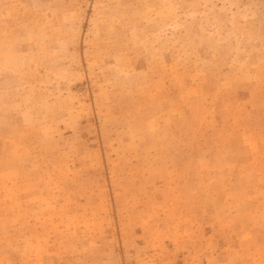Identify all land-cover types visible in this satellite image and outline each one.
<instances>
[{
	"label": "rangeland",
	"instance_id": "374dc122",
	"mask_svg": "<svg viewBox=\"0 0 264 264\" xmlns=\"http://www.w3.org/2000/svg\"><path fill=\"white\" fill-rule=\"evenodd\" d=\"M0 264H264V0H0Z\"/></svg>",
	"mask_w": 264,
	"mask_h": 264
}]
</instances>
